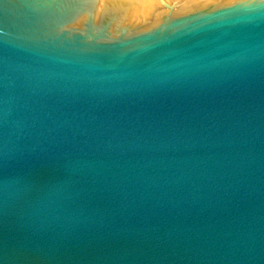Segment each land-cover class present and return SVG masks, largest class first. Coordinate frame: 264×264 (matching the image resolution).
I'll return each instance as SVG.
<instances>
[{
  "label": "water",
  "instance_id": "1",
  "mask_svg": "<svg viewBox=\"0 0 264 264\" xmlns=\"http://www.w3.org/2000/svg\"><path fill=\"white\" fill-rule=\"evenodd\" d=\"M0 264H264V0H0Z\"/></svg>",
  "mask_w": 264,
  "mask_h": 264
}]
</instances>
